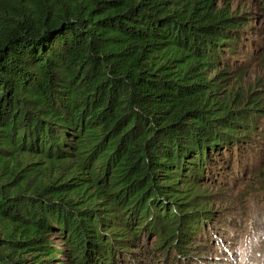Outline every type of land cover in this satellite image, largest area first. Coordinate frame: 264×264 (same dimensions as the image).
Listing matches in <instances>:
<instances>
[{
	"label": "trees",
	"instance_id": "trees-1",
	"mask_svg": "<svg viewBox=\"0 0 264 264\" xmlns=\"http://www.w3.org/2000/svg\"><path fill=\"white\" fill-rule=\"evenodd\" d=\"M233 1L0 0V264L226 261L217 191L264 175Z\"/></svg>",
	"mask_w": 264,
	"mask_h": 264
},
{
	"label": "rangeland",
	"instance_id": "rangeland-1",
	"mask_svg": "<svg viewBox=\"0 0 264 264\" xmlns=\"http://www.w3.org/2000/svg\"><path fill=\"white\" fill-rule=\"evenodd\" d=\"M260 6L259 0H234L232 2L233 9L239 14L246 13V17L249 18L244 29L249 38L245 41L248 45V51H246L248 57L251 55L256 57L259 54L260 48L252 47V40L263 43L261 34L264 30V13L258 8ZM244 78L246 87L254 85L256 90L264 89V68L259 64L256 65L253 58L248 61L247 73ZM229 173H232L229 177L237 174L234 171H229ZM248 173L250 172L245 170V174L242 175L239 171L237 174L239 177L233 183L228 181L230 186L228 189L217 191L221 203L213 205L214 208L224 210L230 216L232 214L238 221V229L236 227L233 231L228 228L232 233H238L237 239L235 241L223 239L225 250L217 254L218 257L225 258L226 261L210 259L201 262L208 264H264V181L261 180L264 175L256 177L255 175L248 176ZM209 226L212 228L213 225L210 224ZM49 243L54 246L55 250L61 251L63 249L54 236L49 237ZM216 245H220V243L217 242ZM56 258L60 261L66 260L60 254H56ZM164 260V258L161 259V261ZM173 262L174 260L168 258L159 264H176Z\"/></svg>",
	"mask_w": 264,
	"mask_h": 264
}]
</instances>
